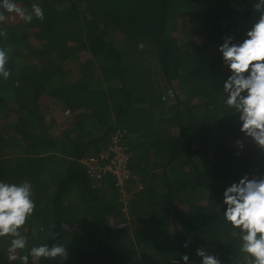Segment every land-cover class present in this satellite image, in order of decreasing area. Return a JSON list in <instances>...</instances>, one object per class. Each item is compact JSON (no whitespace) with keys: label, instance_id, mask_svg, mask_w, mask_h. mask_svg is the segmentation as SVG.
I'll return each instance as SVG.
<instances>
[{"label":"trees","instance_id":"1","mask_svg":"<svg viewBox=\"0 0 264 264\" xmlns=\"http://www.w3.org/2000/svg\"><path fill=\"white\" fill-rule=\"evenodd\" d=\"M15 2L29 8L37 3L45 13L44 22L30 24L7 14L0 25L7 31L0 46L13 49L11 76L0 77V113L15 114L11 123L0 121L11 134L4 141L0 131V180L30 181L36 202L22 229L28 248L17 255L34 245L62 243L68 257L37 264H183L184 253L199 264L196 247L207 244L224 264H242L238 238L222 216V194L244 174L264 171V153L248 140L243 150L235 146L244 137L238 116L224 104L229 73L217 46L225 35L244 38L255 0ZM183 9L191 36L184 49L172 34ZM141 43L156 64L140 57ZM76 50L91 62L79 64L75 81L63 82ZM157 74L163 87L176 81L183 99L178 92L168 97L166 88L161 92ZM45 94L66 115L87 111L89 125L51 137L40 115ZM10 100L11 108L5 105ZM118 129L127 133L129 154L123 186L110 175L100 182L89 178L79 163ZM134 182L140 189L133 196H117ZM182 191L194 195L177 199ZM188 234L191 243L184 248ZM8 246L9 238H0V264H21L9 261Z\"/></svg>","mask_w":264,"mask_h":264},{"label":"clouds","instance_id":"2","mask_svg":"<svg viewBox=\"0 0 264 264\" xmlns=\"http://www.w3.org/2000/svg\"><path fill=\"white\" fill-rule=\"evenodd\" d=\"M15 14L25 23L34 19L44 22L45 13L41 5L32 3L21 7L15 0H0V25ZM252 17L237 41L233 35H225L217 46L222 64L228 71L223 82L224 104L238 116L239 131L244 139H237L235 146L243 150L244 140L264 153V0H255ZM0 37L7 39V31L0 27ZM11 46H0V77L5 81L11 76L8 63ZM173 89L176 93L177 91ZM171 94V92L169 93ZM166 98V97H165ZM240 151L236 152L239 156ZM224 221L238 238V250L242 264H264V171L244 174L238 181L226 186L222 194ZM34 189L30 181L19 183L0 180V238H9L7 247L9 261L20 260L21 264H37L40 260H57L68 257L67 247L62 243H43L32 246L26 255H17L28 248V240L22 234L35 213ZM53 228L55 225L52 226ZM52 238L55 236L52 234ZM191 243L187 239L182 247ZM195 254L199 264H224L219 253L209 245L198 246ZM183 264H196L187 253L181 254ZM179 264V261H176Z\"/></svg>","mask_w":264,"mask_h":264},{"label":"rangeland","instance_id":"3","mask_svg":"<svg viewBox=\"0 0 264 264\" xmlns=\"http://www.w3.org/2000/svg\"><path fill=\"white\" fill-rule=\"evenodd\" d=\"M188 10L187 9H183L179 12L180 14V18H178V20L175 22L176 24H173L174 28L172 27V34L173 36L176 38L177 42L179 43L180 46H182L184 48H187L188 43L190 42V38L191 36H189L188 32H187V23H188V16H187ZM139 54L140 57H142V59L144 61H146L148 64H156V58L155 55L152 51L147 52V47L145 44L141 43L139 45ZM74 53L76 54L73 61L69 62L67 64V69L65 70V74L62 73V77H60V79L63 82H67V83H71L73 81H75L78 77H79V64H82V62H91L90 57L89 56H83L82 52L78 50L74 51ZM78 55H81L82 57H78ZM206 57L208 56V54L206 53L205 55ZM211 57V56H210ZM210 57L207 60L208 62L210 61ZM214 62L219 63L220 62V58L218 55V58L215 57L213 58ZM222 68V67H221ZM219 72V71H218ZM160 75L157 74V76H155V82H157V84H159V87L163 88L161 89V92L166 88L163 87L162 85V80L160 79ZM170 87H173L177 92H178V85L177 82L174 81L172 82V84H170V86H168V88H166L165 90H168ZM179 95L181 96L180 99H183V96L181 95V90L178 92ZM164 97V96H162ZM167 100H164V102H166ZM13 101H9L7 102L5 105L9 104L10 108L13 106L12 103ZM40 104H41V108H42V113H40V115L42 114L43 118H44V125L47 126V133L51 136V137H58L60 135V133L62 131H64L65 129H67L68 127L72 126L75 122L80 121L83 118H87V111L85 110H76V111H71L69 115H66L64 113V109L62 107H60L59 105H56L55 103H53V100L51 98H49V96H47L46 94L41 96L40 99ZM1 112V111H0ZM3 113H0V121L3 124L5 121L10 122V119L12 117H15V114L13 112L10 111V109L8 110H4L2 111ZM86 116V117H85ZM0 131L3 129L2 126H0ZM171 134L173 135H177L178 134V129L176 127H171L170 131ZM11 135L10 132L5 129L1 131V136H3L4 141L7 140V138H9L8 136ZM106 143V142H105ZM104 146L102 144V146H100V150H103ZM10 151V150H9ZM11 152H15V150H11ZM129 156V154H128ZM85 158H87L85 156ZM119 185V183H118ZM230 185V184H228ZM227 185V186H228ZM121 186V185H120ZM123 196V194L118 193L117 196ZM133 195V193H132ZM193 193H189V192H185L182 191V193L179 196V199L183 200L184 198H189V197H193ZM199 196H201V200H203V202L206 201V199H204V195L201 194H197ZM125 196H123L122 198H124ZM204 197V198H203ZM122 213H126V209H122ZM136 226H139V224H137ZM65 230H70L71 228L64 226ZM73 230H75L76 228L72 227ZM173 230V227L171 228ZM77 230V229H76ZM189 237V239L191 240L190 235H187V238ZM200 246V245H198ZM197 246V247H198ZM196 247V248H197Z\"/></svg>","mask_w":264,"mask_h":264},{"label":"built area","instance_id":"4","mask_svg":"<svg viewBox=\"0 0 264 264\" xmlns=\"http://www.w3.org/2000/svg\"><path fill=\"white\" fill-rule=\"evenodd\" d=\"M171 92V94H169ZM168 97L172 98L176 92L173 89L166 91ZM162 100H166L165 96ZM126 131L118 129L114 134L107 137L104 150L96 155H91L84 161L87 176L93 180H102L106 176H113L116 186H123L128 178V160L124 145ZM119 183V185H118Z\"/></svg>","mask_w":264,"mask_h":264},{"label":"crops","instance_id":"5","mask_svg":"<svg viewBox=\"0 0 264 264\" xmlns=\"http://www.w3.org/2000/svg\"><path fill=\"white\" fill-rule=\"evenodd\" d=\"M78 124H84V126H87V125H89V119L88 118H83V119H81L80 121H78V122H75L73 125H72V129L73 130H76V128H77V130H79V129H81V127L80 126H77ZM83 126V125H82ZM76 130V131H77ZM63 132V131H62ZM61 132V133H62ZM61 133H60V135H61ZM59 135V136H60ZM104 150V149H103ZM103 150H99L98 152H96V153H89V154H87L86 155V157H89V156H91V155H96V154H99L100 152H102ZM86 160V158L84 157L79 163H80V165H81V167L85 170V167H84V161ZM178 168V167H177ZM85 173H86V170H85ZM86 175H87V173H86ZM106 178V177H105ZM104 178V179H105ZM104 179H102V180H104ZM102 180H96V181H98V182H100V181H102ZM116 185V184H115ZM138 189H140V184H136L135 182L134 183H128L127 184V186H124L123 187V189L121 190V193L122 194H124V192L126 191L130 196L132 195V193L133 194H135L136 193V191L138 190ZM133 196V195H132ZM123 197V196H122ZM177 198V197H176ZM121 199H123V198H121ZM177 199H179V196H178V198ZM64 228V227H63ZM171 228H172V225L170 226V231H171Z\"/></svg>","mask_w":264,"mask_h":264}]
</instances>
